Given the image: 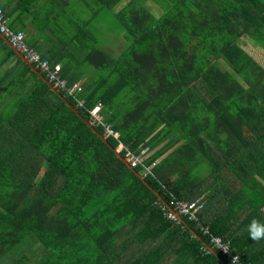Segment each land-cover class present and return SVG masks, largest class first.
I'll use <instances>...</instances> for the list:
<instances>
[{
  "label": "trees",
  "instance_id": "1",
  "mask_svg": "<svg viewBox=\"0 0 264 264\" xmlns=\"http://www.w3.org/2000/svg\"><path fill=\"white\" fill-rule=\"evenodd\" d=\"M87 1L115 11L124 54L93 49L88 79L36 48L70 85L87 77L83 106L0 36V264H234L212 236L238 264H264L248 232L264 225V67L240 45L264 50V0ZM63 97L90 124L101 103L119 138L104 142ZM120 144L148 147L151 174L120 159ZM173 197H202L198 219L169 220Z\"/></svg>",
  "mask_w": 264,
  "mask_h": 264
},
{
  "label": "rangeland",
  "instance_id": "2",
  "mask_svg": "<svg viewBox=\"0 0 264 264\" xmlns=\"http://www.w3.org/2000/svg\"><path fill=\"white\" fill-rule=\"evenodd\" d=\"M0 3H3L2 0ZM150 3L154 10H159L152 2ZM39 9L40 7L38 12L33 13H36L38 17L34 18L35 20L28 29L38 33L42 38L50 39L49 45L60 57L61 54L66 55L67 58L62 59V65L67 67L66 63L70 58L71 64L77 68L72 72L75 76L89 69L91 76L88 79L94 77V64L89 57L93 49L103 50L110 57L117 58L124 54L130 46V41L126 39V31L114 10L102 8L87 0L50 1L44 10L39 11ZM14 28V30L21 29L19 26ZM80 29L88 35L76 40L75 35ZM51 34L55 35V39ZM240 45L264 67V50L261 47L248 36L240 40ZM224 67L227 68L226 65ZM85 79L87 77H84ZM84 80L80 81L81 85Z\"/></svg>",
  "mask_w": 264,
  "mask_h": 264
},
{
  "label": "built area",
  "instance_id": "3",
  "mask_svg": "<svg viewBox=\"0 0 264 264\" xmlns=\"http://www.w3.org/2000/svg\"><path fill=\"white\" fill-rule=\"evenodd\" d=\"M8 21L5 11L0 5V34L4 36L18 51H20L32 66L40 69L56 89L64 91L67 96L73 98L79 106H83L84 101L80 98V94L83 92L82 85L80 83H73L70 85L62 76L61 64L52 65L49 60L44 59L38 51L34 50L27 44L25 32L13 30L10 28ZM103 107L104 106L99 103L90 110L92 118L91 124L96 126L102 125L104 127L106 138L114 137L118 139L119 133L114 131L110 125L104 123V118L101 115ZM118 150L119 152L126 151L125 161L130 167H144V177L147 174H151L152 168L156 165V163H153L151 166H144L145 160L150 156V149L148 147H142L139 153H135L128 150L123 144H120ZM162 208L165 211L166 217L173 222H179V217L182 216L193 221L198 219L199 213L204 209V202L203 198H197L194 201L189 202L173 197L170 202L164 204ZM211 244L216 250L218 249L221 253L228 255L234 264L239 263V257L231 253V247L228 242H225L220 237L217 238L216 236H212ZM222 247L226 249V251L222 250ZM233 257L237 259L234 261Z\"/></svg>",
  "mask_w": 264,
  "mask_h": 264
},
{
  "label": "crops",
  "instance_id": "4",
  "mask_svg": "<svg viewBox=\"0 0 264 264\" xmlns=\"http://www.w3.org/2000/svg\"><path fill=\"white\" fill-rule=\"evenodd\" d=\"M50 1H58V0H2V4L5 5L7 9V13L9 14L8 22L10 28H14L15 26H19L21 29H16L15 31H23L26 34V42L27 44L36 50V48H41V50L47 52V53H53V48L49 45L50 39L47 40V38H42L38 33H34L28 28L31 26L34 18H37L38 15L33 14L34 12H38V8L40 7L39 11L44 10L45 7H47V4ZM34 2V3H31ZM39 3V4H38ZM38 4V6H37ZM37 6V7H36ZM30 18V19H29ZM27 19L29 21H27ZM36 22V21H35ZM15 29V28H14ZM13 29V30H14ZM53 36V39H55V35L51 34ZM32 38V39H30ZM52 39V40H53ZM8 45V44H7ZM64 50V47H63ZM37 51V50H36ZM53 55L56 58L65 59L67 58L66 55L61 54V57L58 54Z\"/></svg>",
  "mask_w": 264,
  "mask_h": 264
},
{
  "label": "water",
  "instance_id": "5",
  "mask_svg": "<svg viewBox=\"0 0 264 264\" xmlns=\"http://www.w3.org/2000/svg\"><path fill=\"white\" fill-rule=\"evenodd\" d=\"M0 36L2 37V39L8 44V46L10 47V48H12L13 50H14V52L22 59V62L24 63V64H26L27 66H29V67H31V69L33 70V72H35L40 78H42L50 87H51V89L56 93V94H58L59 96H62L61 95V93H60V91L58 90V89H56L54 86H53V84L46 78V77H44V75L42 74V72L40 71V69L38 70L36 67H34V66H32L30 63H29V61L24 57V55L20 52V51H18L4 36H2L1 34H0ZM63 99L66 101V104L88 125V127L94 132V133H96L99 137H101V139L104 141V142H107V138L105 137V136H102V135H100L98 132H97V130H96V128L92 125V124H90L88 121H86L85 120V118H83L82 117V115L79 113V111L75 108V107H73L72 105H71V103L70 102H68L64 97H63ZM115 152H116V154H117V156L120 158V159H122L123 160V158H122V155L120 154V152H119V150L117 149V150H115ZM179 219L181 220L182 218L181 217H179ZM212 250V252H214V249H211Z\"/></svg>",
  "mask_w": 264,
  "mask_h": 264
},
{
  "label": "clouds",
  "instance_id": "6",
  "mask_svg": "<svg viewBox=\"0 0 264 264\" xmlns=\"http://www.w3.org/2000/svg\"><path fill=\"white\" fill-rule=\"evenodd\" d=\"M248 232L250 239L253 241H260L264 240V225H261L259 221L253 219L248 227ZM222 250H225L222 247ZM237 258L233 257V260L235 261Z\"/></svg>",
  "mask_w": 264,
  "mask_h": 264
}]
</instances>
